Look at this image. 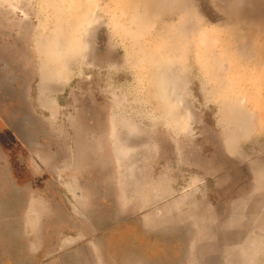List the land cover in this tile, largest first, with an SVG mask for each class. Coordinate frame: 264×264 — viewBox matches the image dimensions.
<instances>
[{
	"label": "rangeland",
	"instance_id": "rangeland-1",
	"mask_svg": "<svg viewBox=\"0 0 264 264\" xmlns=\"http://www.w3.org/2000/svg\"><path fill=\"white\" fill-rule=\"evenodd\" d=\"M128 222L146 264H264V0H0V261Z\"/></svg>",
	"mask_w": 264,
	"mask_h": 264
},
{
	"label": "flooded vegetation",
	"instance_id": "flooded-vegetation-1",
	"mask_svg": "<svg viewBox=\"0 0 264 264\" xmlns=\"http://www.w3.org/2000/svg\"><path fill=\"white\" fill-rule=\"evenodd\" d=\"M11 153L13 154L14 150L11 151ZM7 158L9 164L10 176L12 183L14 184L13 187L15 191L22 189L23 187H28L36 190L44 189L45 182L48 181V179L45 176L34 177L26 169L24 163L21 161L20 158L17 157L12 158V156H8ZM10 195L12 196V194ZM13 207L15 208L16 204H13ZM116 232H119L121 234L123 232L125 233L126 244L127 246H129L127 250L125 248H122L121 250H119L118 248L116 250L115 243H112V238H111L113 234ZM159 240L160 237H157L155 235L149 236L144 233H141L140 230L134 224H129L128 222L123 227H118L115 229L114 228L109 229L108 226V228L102 233V236L100 237V245L104 252L105 255L104 257L107 261L106 264H131L129 260L133 259L136 256L134 254L135 250L139 252L142 246L146 247L148 245L149 247L153 248L154 245H156L155 247L157 251H160L161 245L158 244ZM19 242L20 241H18V239L14 242L15 245L13 247V256L11 255V258L9 259L3 257L2 260L0 261V264H41V261H43L41 255L31 252L25 253L23 247L20 246V244H18ZM131 250H134V252L132 253ZM149 251L155 252L154 250H149ZM144 262H145V258H144ZM148 262H152V261H148Z\"/></svg>",
	"mask_w": 264,
	"mask_h": 264
},
{
	"label": "crops",
	"instance_id": "crops-1",
	"mask_svg": "<svg viewBox=\"0 0 264 264\" xmlns=\"http://www.w3.org/2000/svg\"><path fill=\"white\" fill-rule=\"evenodd\" d=\"M148 222H149V220L148 221H142L141 225H142L143 230L147 229ZM74 260H75L74 261L75 263H72V264H76V263L77 264H87L88 263V259H87V257H84V255L81 256L80 258H77V259L75 258ZM95 262H97L96 264H106L107 263L106 259L101 258V257H98L97 260H95ZM129 262L131 264H144L142 259H139V257H137V256H135L133 259L129 260ZM66 264H70V263H66Z\"/></svg>",
	"mask_w": 264,
	"mask_h": 264
},
{
	"label": "bare ground",
	"instance_id": "bare-ground-1",
	"mask_svg": "<svg viewBox=\"0 0 264 264\" xmlns=\"http://www.w3.org/2000/svg\"><path fill=\"white\" fill-rule=\"evenodd\" d=\"M156 78H157V77H156ZM155 82H158V81H156V79H155ZM157 84H159V83H157ZM156 86H158V85H156ZM158 90H159V89H158ZM159 91H160V90H159ZM160 94H162V92H161ZM156 95H157V93H156ZM156 95H154V98H155ZM158 95H159V93H158ZM159 96H160V95H159ZM159 96H158V97H159ZM160 97H161V96H160ZM157 99H158V98H157ZM154 100H155V99H154ZM159 101H161V100H159ZM157 104H158V103H157ZM158 105H160V108H161V105H163V103L158 104ZM164 105H165V104H164ZM164 105H163V106H164ZM165 106H167V105H165ZM160 108H159V109H160ZM169 108L171 109V107H169ZM167 109H168V108H167ZM160 110H161V109H160ZM168 110H169V109H168ZM168 110H167V111H168ZM124 138H125V137H124ZM133 141H134V140H133ZM135 141H136V140H135ZM136 142H137V141H136Z\"/></svg>",
	"mask_w": 264,
	"mask_h": 264
}]
</instances>
